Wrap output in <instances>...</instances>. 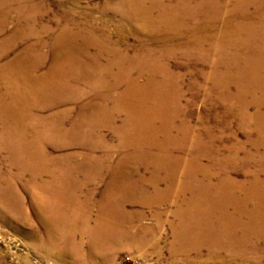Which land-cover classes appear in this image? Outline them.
Listing matches in <instances>:
<instances>
[{"label": "rangeland", "instance_id": "374dc122", "mask_svg": "<svg viewBox=\"0 0 264 264\" xmlns=\"http://www.w3.org/2000/svg\"><path fill=\"white\" fill-rule=\"evenodd\" d=\"M6 1L11 16L0 34V40L9 38L14 29H17V24L22 25L20 29L22 32L12 42L14 45L11 44L8 47L7 51L9 53L7 56L3 60L0 59V68H2L0 71V98H2L0 104L3 105L0 107V130L7 126L3 122L6 119L1 115L11 113L14 116L17 114L27 119L28 122L21 127L20 132H17V140L22 136L23 138L26 137V142L35 144L42 152V157L40 156L39 163L36 162L37 165L32 164L27 160L29 158H24L23 155L19 156L14 153L16 150H11L10 146H7L6 143L3 145V142L0 141V195L3 194L0 197V264H264V240L259 241L261 244L259 250L250 251L247 256L243 257L245 260L240 256L234 258L233 254L226 249L212 251L206 247L197 253L194 251H181V245L178 244L174 248V227L179 222L174 211L178 209V203H168L162 207L145 204L142 201L144 199L140 201L141 203H133L131 200V203H127L124 195L116 202V205H121L125 197L127 210L116 211L122 215L127 213L135 218L137 217L136 226L152 228L147 232L146 239L127 240V238H121L118 241H112L111 244L98 246L94 244L93 249L87 235H82L83 238H81V234H77L74 239V249L70 250L69 247H64L68 243V230L59 228V225L55 229L53 228L52 231L49 230L43 221L45 220L43 216L49 217V220H61L60 216L55 215L60 214V212L54 206L59 207L60 195L69 189L68 184L71 185L69 190L72 191L73 195L82 196L80 197L82 201L87 202V207H90L89 210H91L92 220H96L105 199L111 193L110 183L113 181L111 172L115 167H118L122 162L128 164L123 173L132 175L131 184L141 186L156 172L157 168L155 166L161 167L160 162L168 158L164 157L161 150L154 147L149 139V136L154 133L157 142L154 139L153 143L163 144L164 139H166L164 135L166 123L171 128L166 133L171 134L174 139L170 140L173 142L175 139L180 138L181 133H183L180 127L183 130H190L188 143L186 141L187 144L177 145L180 149L186 144L187 152L184 155H173L175 157L171 161L185 162L193 165L194 168L197 163H200L207 173L203 170L196 171L195 174L199 181L202 182V179H206L204 176H210L212 177L211 185L217 186L216 184L221 179L229 177L238 184L250 185L254 176L260 173L262 179H264V83L255 81L241 83L243 80H240V77L238 78L237 75L231 72L228 75L226 74L223 80L224 84L217 87L216 84H218L220 78L222 80V76L208 78L210 66L217 61L216 57H210V62L205 61L198 58L197 51H187L181 48L184 45L183 43L189 41V36L181 39L182 41L177 40L173 43V46H179L182 50L173 51L171 55L165 54V51L172 47L167 44L170 37L169 32H161L158 22H152L148 27H144L145 19L139 20L134 17L137 16L136 11L131 12L134 8L124 4V2L132 3L134 0ZM148 1L151 0H135V2L142 4L145 10H148L152 5V2L150 4ZM179 1H182L181 4L186 5L195 4L185 2L186 0ZM229 4L232 6V3ZM8 5H6L7 8ZM250 9L252 17H258L255 6H251ZM0 12L2 13V10ZM29 12L37 19L33 29L34 33L39 31L38 34L29 33L31 31L27 24L22 22L24 16L21 15ZM160 12L158 9H153L147 15L154 18L158 17ZM165 15L167 14L165 13ZM222 15L220 21L217 20L219 22L213 19H211L213 21L208 22L212 28L214 27L213 32L216 35L224 30L223 24L225 26L230 16L236 17L226 14L225 11ZM139 17H143V15L139 13ZM178 18L180 24H182V18L180 16ZM64 29L80 33L83 38L95 39L96 42L85 43V45L84 42H79V44L77 42L79 47L80 45L86 46L84 48L92 47L90 48L91 53L95 55L99 53L101 47H103L102 50L106 49V42L110 37L114 43L113 45L120 48L123 53L128 54V57L134 58L148 52L156 54L157 57H163L162 60L160 59L158 66L161 67L160 70L165 68L172 75V78H170L172 81L166 89L164 88L163 92L166 90L165 94L162 91L158 92L150 88L143 96L147 97L143 105L144 111L140 114L145 119V130L143 136H140L141 142L144 144L143 147L145 146L144 154H132V149L121 145L123 144L121 137H123L124 132H116L118 130L123 131V129L127 132L126 128L123 127L126 115L122 112L118 114L114 109L116 106L115 100L124 97L121 89L115 93L106 94L101 90L83 88L84 93L81 89V93H78V95L66 98V103L55 104V106L48 107V109H43L46 101H43L42 106L39 105V107L30 104V106L20 110L14 109L12 103L17 99L24 103H32L33 101V96L23 87L25 79L18 72L19 68L22 65H31L30 72H28L31 77H44V75H47L53 64L51 52L54 51H50L49 46L53 44V38L57 37ZM183 29L187 31L188 28L184 27ZM22 35L24 36L22 37ZM33 37L37 39H33ZM39 38H42V41L46 42L48 47L42 51L46 55L42 62V69L38 73L31 71L32 67L35 66L31 62L33 61L31 53L32 55L36 54L38 48H40L39 44L42 41H39ZM233 48L225 51V64H222L219 69L222 72L228 68V66L226 67L227 63H236L231 59L236 58V53H239L238 50L241 51L242 56L247 53L246 50L243 52L242 49ZM29 49H32V52L28 54ZM68 61L73 62L72 60ZM90 62H94L93 65L99 64V66L104 67L103 69H109L110 71L105 72V77L107 76L108 80H111L112 75L114 76L116 73V71H113V63L108 58H104L99 62ZM125 65L128 73L126 77L130 78L138 75L137 71H134L131 75L129 73L130 66L127 63ZM222 72H220L221 75ZM150 77L151 75L147 74L140 78V82H145ZM161 77L159 74L155 79L160 80ZM68 81L73 86L72 76H69ZM7 87L12 92L7 93ZM94 99L97 108H99L97 109L98 112L88 106L86 107V104ZM165 99L167 103L164 102ZM164 103L167 104V108L164 107ZM244 108H246V112L243 110ZM104 109L108 110L106 120H110V123L106 126L105 122L102 123V120L99 123L105 126L99 127L101 125L97 126L96 123H93V119H95L97 113L102 114ZM57 114L65 118L62 120L63 123L59 122L56 117ZM30 123H32L31 126H29ZM30 131L31 133H29ZM134 131L138 132L137 130ZM131 132L132 129L129 133ZM197 138H199L198 143L194 142ZM14 139H16L15 134ZM14 143L13 141L11 146L13 149L16 148ZM120 146L121 150L119 149ZM96 148H99L97 154L91 153ZM123 148L125 151H122ZM199 149L207 150L208 153L204 155L203 152L200 153ZM201 156L203 158H200ZM46 162L48 167H46ZM97 162L102 163L101 166ZM144 163H151V168L146 169ZM32 165L38 166V170L37 168L34 169L36 166ZM103 165L104 167H102ZM146 185L147 195L153 197L155 194L154 188L148 184ZM4 193L6 194L4 195ZM11 195H13V198ZM237 196L244 198V193L239 190ZM223 203L219 202L216 205L220 204L219 206L223 207ZM67 205L66 208H68L70 216L64 220H75L77 212L74 204ZM121 220H124L122 216ZM210 221L216 225V232L219 231L217 228H222L221 224H224V220ZM247 221L244 220V222Z\"/></svg>", "mask_w": 264, "mask_h": 264}, {"label": "bare ground", "instance_id": "6f19581e", "mask_svg": "<svg viewBox=\"0 0 264 264\" xmlns=\"http://www.w3.org/2000/svg\"><path fill=\"white\" fill-rule=\"evenodd\" d=\"M148 2H150V4L152 2V5L148 8V10H145L144 6H142V4L135 2V0L132 3L124 2V4L125 6L134 8L131 11V12L136 11L137 16L134 17H136L139 20L145 19V22L143 23L144 27H148V25H150L152 22H158V24L160 25L161 32L163 31L169 32L170 37L168 39L167 44L170 45V47L171 46L172 47L171 49L166 50L165 54L171 55L173 54V51H180L182 50L181 48H183L184 50L187 51L189 50L197 51L196 55L198 56V58L203 59L205 61L207 60L210 62L212 56L213 57L215 56L217 61L212 63V65L210 66V72L208 74V78H212L215 76L218 77L222 76V80L220 78V81L218 82V84H216L217 87L222 86L224 84L223 80L225 79L226 74L228 75L231 72L237 75L238 78L240 77V80H243L241 81V83L244 81H255V82L264 83V0H203V1L186 0L185 1L190 3H195L193 5L181 4L180 2L182 1L179 0H160V1L151 0ZM229 3H232V6ZM6 5H8V2L6 0H0V11L2 10V13L0 12L1 13L0 34L4 29V27L6 26V24L8 23V21L10 20V16H11L9 5L8 8ZM253 5L255 6L256 11L258 12V17L255 18L252 17L253 15H251L250 13L251 10L250 7ZM153 9H158L159 12L161 11L158 17L152 18V16L147 15V13ZM224 11L226 14L236 17L233 18L230 16L229 20L225 23V26L223 24L224 30L222 29L223 31L220 34L216 35L213 32L215 30V29L213 30L214 27L212 28L208 22L211 19L220 21V17L222 14H224ZM139 13L142 14L143 17H139ZM165 13L167 15H165ZM177 15L182 18L183 21L182 24H180L179 21L180 19L178 18ZM21 16L22 17L24 16L22 22L24 24H27L28 28L31 31L29 33H34L33 28L37 23V19L35 18V16L32 15V13L30 12ZM222 19L224 18L222 17ZM21 26L22 25L17 24L16 26L17 29H14L13 34H11L9 38L0 40L1 60H3L7 56V54L9 53L7 51L8 47L12 44L14 39L18 37L19 33L22 32V30H20ZM184 27L188 28L187 31L186 29L185 30L183 29ZM44 29L42 30L44 31ZM38 32L35 33L38 34ZM25 34L27 35V33ZM23 36L24 35H22V37ZM186 36H189L190 39L188 42L183 43L184 45L181 48H179V46H173V43L175 41L181 40ZM35 38L33 37V39ZM92 39L93 38H87V37L83 38L80 33H74L73 31L66 29H64L60 34H58L57 37H54L52 40L53 44L49 46L51 49L50 51L54 50L53 52H51L53 56L52 57L53 64L47 75H44V77L43 76L31 77L28 73L30 72L31 65L30 66L22 65L19 68L20 70L18 72H20L23 75V78L25 79L23 81V87L25 90H28L29 94L33 96L32 103H24L23 101L17 99L14 101V103H12V105L14 109L20 110L24 107L30 106V104L34 106L38 105V107L39 105L42 106V102L46 101V104L45 106H43V109H48V107L51 108L55 106V104L66 103L69 97L76 96L78 95V93H81V89L82 92L84 93L83 88H89L90 90H101L103 92H106V94L110 92L115 93L117 91H120L121 89L123 91L122 94L124 95V97L121 98L119 97L115 100L116 106L114 109L115 112H118V114L119 112H122L126 115V119L124 120L123 127L126 128L127 132L124 129L123 131L118 130L116 132H120V133L124 132V134L122 135L123 137H121L123 140V144L121 145L122 146L124 145L125 147L128 146V148L132 149L133 150L132 154L134 155H139L142 153L144 154L145 146L143 147L144 144H142L140 136L141 135L143 136V132L145 130L144 127L145 119L143 115L140 116V114L142 113V111H144L143 105L144 102H146L147 97L145 98L143 96L146 95V92L150 88L158 92L162 91V93L165 94L166 90L164 92L163 90L164 88L166 89L168 84H170V82L172 81L170 80V78H172V75L165 68H162L160 70L161 67L158 66V63L160 62V59L162 60L163 57H157V55L152 52L141 54L138 57H134V58L128 57L129 56L128 54L123 53V51L120 48H117L116 45H113L114 43L112 42V39L110 37L109 40H107L106 42L107 46L105 47L106 44L104 45L106 49L102 50L101 48L103 47H101L97 55L91 53L90 48L92 47L84 48L86 46L83 45L82 46L80 45V47L78 46L79 42H84V45L85 43L90 44L96 42L95 39L93 40ZM42 40H43L42 38H39V41ZM206 45H208V47H206ZM39 47L40 48H38L36 54L32 55L31 53L33 60L31 62L35 65L32 67L31 70L33 72H38L42 69V64H43L42 62L46 55L42 51L44 50V48L48 47V45L46 42L42 41L40 42ZM233 47L242 49L243 52L246 50L247 53L245 54V56L244 55L242 56V54L240 53L241 51L238 50L239 53H236V58L231 59L232 61H235L236 62L235 64L237 65H235L234 63H229V64L227 63L226 67L228 66V68L225 69L224 72H222L219 69L222 64H225L224 61L225 51ZM27 52L29 54L30 52H32V49H29ZM104 58H108L113 63V67H114L113 71H116L114 76L112 75L111 80H108L109 78L107 76L105 77L106 74L105 72L110 71L109 69H103L104 67L99 66V64L93 65L95 64L93 61L99 62ZM68 60H72L73 62ZM90 61H92L93 63H91ZM126 63L131 68V69L129 68L130 69L129 73L131 75H133L134 71L138 72V75L136 77L133 76H131L130 78L126 77L128 75L126 71L127 70L125 65ZM1 70L2 68H0V71ZM220 72H222V75ZM117 73L118 75L116 76ZM147 74L151 75V77L145 82H140V78L144 77ZM159 74L162 76L161 79L160 80L155 79V77ZM69 76H72L73 86L70 85V82L68 81ZM123 88L125 89L123 90ZM6 91L7 93L12 92L11 90H9L8 87ZM13 95H15V93H13ZM1 99L2 98H0V102ZM164 102L167 103V100L165 99ZM165 103L163 105L164 107L167 108V104ZM2 106L3 105L0 104V107ZM87 106L90 107L92 110H96V111L97 109H99L97 108L95 99L90 101L89 104H86V107ZM243 110L245 111L246 108H244ZM107 111H108L107 109H104L102 111V114L97 113L95 119H93V123H96L97 126H99L101 125L99 122L103 120L102 123L105 122L107 126L108 123H110V120L108 121L106 120ZM108 114L110 113L108 112ZM1 116L6 119L3 122L5 123V125H7L0 130V141L3 142V145H5L6 143L7 146H10L11 150H16L14 153H17L19 156L23 155L24 158L25 157L29 158L27 160H29L30 163L32 164L34 163L36 164V162L39 163L42 152H40L38 147L35 146V144H28V142H26L25 136H24L25 138H23L22 136V138H18L17 140V132H20V129H22L21 127L25 125L28 122V120L20 117L17 114L14 116V114L11 113H6L5 115H1ZM56 117L58 118L59 122L63 123L62 120L65 118L62 115L57 114ZM28 118L30 119L31 117ZM31 124L32 123L28 125L31 126ZM102 126L105 125H101L99 127ZM130 129H132V132L134 133L132 132L129 133ZM169 129L171 128L168 127V123H166V127L164 128V132H165L164 135L166 139H164L163 144L162 143L160 145L155 144L157 140L154 138L155 137L154 133H152L151 136H149L150 143L152 142L151 144H153L154 147L159 148L162 152L161 154H163L164 157H168V158H165L166 159L165 161L163 159L162 162H160L161 167L155 166L157 168L156 172L148 181H146V183L144 182V184L141 186L140 185L135 186L131 184L132 183L131 180H133L132 175L123 173L124 168L126 169V165H128L125 162L120 163L118 167H115V169L112 170L111 173L113 179L112 177L111 179L113 181L110 183L111 193L109 194L107 199H105L102 205V209L99 212L96 220H92V214L90 212L91 210H89L90 207H87L86 204L87 202L82 201V199L80 198L82 196L79 195L80 197H77L76 193H75L76 196L73 195L72 191L69 190L71 188L70 187L71 185L68 184L69 189L64 191V193L60 195L59 198L60 205H58L59 207L54 206L59 210L58 212H60V214H55V215L57 217L60 216L61 220H49V217L43 216L45 217V220L43 221L46 223L49 230L52 231L53 228L55 229L57 225L60 226L59 228H64L65 230H68L69 233H67V236H68L69 244L66 243V245H64L65 248L69 247L70 250L74 249L75 246L74 239L76 238L77 234H81V238H83L82 235L83 236L87 235V237H89L90 239L91 247L93 249H94V244L96 246L102 244H111L112 241L115 240L118 241L121 238H127V240L146 239L147 232L150 231L152 228L150 229L148 227L140 226V225L136 226L137 217L135 218L134 216L129 215L127 213L122 215L116 211L123 209L127 210L126 208L127 206L125 204V197L121 205H116V202L124 195L126 196L127 203L130 202V200L133 203L140 202L142 199H144L142 201H144L145 204H148L150 206L156 205L159 207H162L164 204H168V203L169 204L178 203L179 207L176 211H174V213L175 216L178 218L179 222L174 227L175 243L174 246L173 245L172 246L175 248L177 244L181 245V251H185V252L194 251L199 253L203 248L206 247L212 251H221L226 249L228 252L233 254L234 258L240 256L243 259V257L247 256L250 251L259 250L261 245L259 241L261 242L264 240V179H262L261 173L256 174L254 176L250 185L238 184L232 181L231 178L229 179V177H224L223 179H221V181L218 184H216L217 186L211 185L212 177L210 176H204L206 179H202L201 182L197 179L195 172L203 170L204 172L207 173V171L204 168H202L200 163H197L196 167L194 168L193 165L187 164L185 162L182 163V162L171 161L175 157L173 155H184L187 152L185 147H187L186 145L188 143L187 139L190 138V134H191L190 130L189 129L183 130L180 127V130L183 133H181L180 138H178L177 140L175 139V141L173 142L172 140H170V139H174L171 137V134L166 133V131H168ZM134 130H137L138 132H135ZM29 133H31V131ZM14 134L16 136V139H14ZM172 134L174 135L175 133ZM10 138H12L11 141H9ZM154 139L156 140L155 143H153ZM198 140L199 138H197V140H194V142L196 141L198 143L199 142ZM13 141L15 142L14 145H16V148L14 149L11 147ZM183 143H186L185 146L182 148L180 147V149H178L177 145ZM151 144L149 145L151 146ZM119 149L121 150V146ZM98 150L99 148L93 149L91 153L97 154ZM123 150L124 148L122 149V151ZM199 151L200 153L203 152L202 154L204 155L208 153L207 150L203 151L199 149ZM105 152L109 153L108 151ZM200 158H203V156H201ZM97 163L100 164V162ZM150 164L151 163L145 164L146 169L151 168ZM36 165H32V166H36ZM37 167L38 166H36L34 169H36ZM46 167H48V163ZM102 167H104V165ZM203 183L207 184L208 186L207 185L204 186ZM146 184L154 188L155 194L153 197H149L150 195L149 196L147 195L148 189L146 187L147 186ZM39 188H41V186H39ZM239 190H241V192L244 193V198H240L237 196ZM5 194L6 193H4V195ZM11 196L13 198V195ZM219 202L220 203L224 202L223 207H220L219 206L220 204L216 205ZM67 204H70V206L74 204L77 212L76 214L77 217L75 218V220L74 219L64 220L66 217L69 218L70 216L69 214L70 212L68 213V208H66V206H68ZM121 216L124 220H121ZM210 220H224V224H221L222 228L220 227L217 228L219 229V231L216 232L215 231L216 225L212 224L211 223L212 221ZM244 220H248V221L244 222ZM158 221L161 222L162 220H158ZM138 226L139 228L137 229ZM243 260H245V258Z\"/></svg>", "mask_w": 264, "mask_h": 264}]
</instances>
